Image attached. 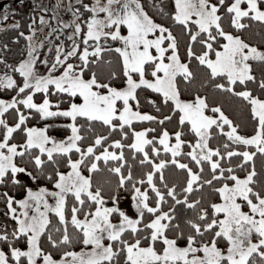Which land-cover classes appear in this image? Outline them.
Returning a JSON list of instances; mask_svg holds the SVG:
<instances>
[{
    "label": "snow or ice",
    "instance_id": "6c2138e0",
    "mask_svg": "<svg viewBox=\"0 0 264 264\" xmlns=\"http://www.w3.org/2000/svg\"><path fill=\"white\" fill-rule=\"evenodd\" d=\"M30 5L0 0V264H264V0Z\"/></svg>",
    "mask_w": 264,
    "mask_h": 264
},
{
    "label": "rangeland",
    "instance_id": "374dc122",
    "mask_svg": "<svg viewBox=\"0 0 264 264\" xmlns=\"http://www.w3.org/2000/svg\"><path fill=\"white\" fill-rule=\"evenodd\" d=\"M8 2L13 6V7H21L22 9L27 8L28 6L30 7V0H24V5L20 6L17 4V0H8Z\"/></svg>",
    "mask_w": 264,
    "mask_h": 264
},
{
    "label": "trees",
    "instance_id": "16d2710c",
    "mask_svg": "<svg viewBox=\"0 0 264 264\" xmlns=\"http://www.w3.org/2000/svg\"><path fill=\"white\" fill-rule=\"evenodd\" d=\"M28 8H29V6H28L27 8L22 9V10H23V11H27Z\"/></svg>",
    "mask_w": 264,
    "mask_h": 264
}]
</instances>
